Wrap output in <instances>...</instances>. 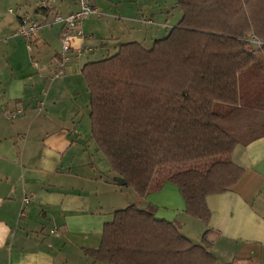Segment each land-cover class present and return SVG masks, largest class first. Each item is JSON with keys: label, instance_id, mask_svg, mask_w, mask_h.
Wrapping results in <instances>:
<instances>
[{"label": "crops", "instance_id": "obj_1", "mask_svg": "<svg viewBox=\"0 0 264 264\" xmlns=\"http://www.w3.org/2000/svg\"><path fill=\"white\" fill-rule=\"evenodd\" d=\"M40 1L0 0V264H109L89 251L100 247L114 212L130 205L154 207L156 218L175 223L195 243L204 236L219 264H264V136L233 149L231 160L244 174L207 197L206 225L186 213L171 182L144 197L134 190L124 195L92 138L82 67L124 43L150 49L181 19L177 0H95L99 14L82 21L86 38L74 41L89 50L71 54L58 78L51 75L60 60L61 25L52 19L77 6ZM22 15L43 24L30 50L17 34Z\"/></svg>", "mask_w": 264, "mask_h": 264}, {"label": "trees", "instance_id": "obj_2", "mask_svg": "<svg viewBox=\"0 0 264 264\" xmlns=\"http://www.w3.org/2000/svg\"><path fill=\"white\" fill-rule=\"evenodd\" d=\"M177 4L181 19L150 49L124 43L81 73L92 138L112 171L141 197L175 184L206 225L207 197L244 174L233 149L264 136V0ZM154 210H116L89 253L109 264H219L204 236L193 242Z\"/></svg>", "mask_w": 264, "mask_h": 264}, {"label": "built area", "instance_id": "obj_3", "mask_svg": "<svg viewBox=\"0 0 264 264\" xmlns=\"http://www.w3.org/2000/svg\"><path fill=\"white\" fill-rule=\"evenodd\" d=\"M77 9L67 15L55 14L52 19V24L61 25L59 39L61 42L60 60L57 68L53 71L51 77L58 78L65 74L66 65L69 63L70 55L74 53L75 56H81L89 50L87 45H80L74 47V41L79 39L84 41L85 33L81 28L82 21L91 15H98V10L95 7V0H74ZM55 0H41L40 4L43 7H50ZM45 25V24H44ZM43 24L32 18L30 15H22L17 34L26 40V46L30 50L37 41V36ZM250 42L258 45L260 42L254 37H250ZM37 65V62H33ZM17 110L16 113H21ZM31 201L29 196L23 198V204H28ZM20 214H24V208L21 209ZM52 232H56L54 229Z\"/></svg>", "mask_w": 264, "mask_h": 264}, {"label": "rangeland", "instance_id": "obj_4", "mask_svg": "<svg viewBox=\"0 0 264 264\" xmlns=\"http://www.w3.org/2000/svg\"><path fill=\"white\" fill-rule=\"evenodd\" d=\"M124 195H128L129 193H131V191H133V189L129 186H124V187H121Z\"/></svg>", "mask_w": 264, "mask_h": 264}, {"label": "water", "instance_id": "obj_5", "mask_svg": "<svg viewBox=\"0 0 264 264\" xmlns=\"http://www.w3.org/2000/svg\"><path fill=\"white\" fill-rule=\"evenodd\" d=\"M115 181L122 186L126 184V181L122 177H115Z\"/></svg>", "mask_w": 264, "mask_h": 264}]
</instances>
